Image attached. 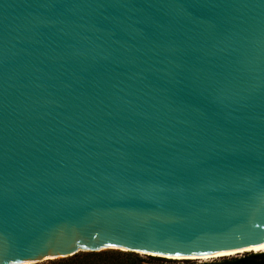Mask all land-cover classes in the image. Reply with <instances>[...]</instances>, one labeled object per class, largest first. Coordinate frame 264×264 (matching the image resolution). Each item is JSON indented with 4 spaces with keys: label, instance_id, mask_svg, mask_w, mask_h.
Segmentation results:
<instances>
[{
    "label": "water",
    "instance_id": "water-1",
    "mask_svg": "<svg viewBox=\"0 0 264 264\" xmlns=\"http://www.w3.org/2000/svg\"><path fill=\"white\" fill-rule=\"evenodd\" d=\"M263 243L264 0H0V264Z\"/></svg>",
    "mask_w": 264,
    "mask_h": 264
},
{
    "label": "trees",
    "instance_id": "trees-1",
    "mask_svg": "<svg viewBox=\"0 0 264 264\" xmlns=\"http://www.w3.org/2000/svg\"><path fill=\"white\" fill-rule=\"evenodd\" d=\"M157 259L164 257H155ZM167 260H177L170 259ZM184 260L182 264H264V252L246 253L239 257L224 258L217 261H200L188 263L193 259ZM145 259L138 253L120 249H103L99 251H80L70 256L47 260L33 264H143ZM167 264V263H158Z\"/></svg>",
    "mask_w": 264,
    "mask_h": 264
},
{
    "label": "bare ground",
    "instance_id": "bare-ground-1",
    "mask_svg": "<svg viewBox=\"0 0 264 264\" xmlns=\"http://www.w3.org/2000/svg\"><path fill=\"white\" fill-rule=\"evenodd\" d=\"M250 253V252H264V243L263 244H256V245H249L243 248L238 249H230V250H220V251H208L202 253H194V254H187V255H171V254H158V253H150V254H158L169 258L175 259H182L188 258L193 260H201V261H208L219 257L225 256H232L238 255L243 253ZM12 264V263H10Z\"/></svg>",
    "mask_w": 264,
    "mask_h": 264
},
{
    "label": "rangeland",
    "instance_id": "rangeland-1",
    "mask_svg": "<svg viewBox=\"0 0 264 264\" xmlns=\"http://www.w3.org/2000/svg\"><path fill=\"white\" fill-rule=\"evenodd\" d=\"M108 249H114V248H108ZM136 253H138V255L140 257H142L143 259H145V261L143 262V264H158V263L182 264L183 261H184V260H181V259H177V260H167L169 257H167V258L164 257V258L157 259V258H155L157 256L148 255V254L143 253V252H136ZM250 253H254V252H250ZM245 254L246 253L238 254V255H232V256L219 257V258H215V259L208 260V261H217V260H222L224 258L239 257V256H242V255H245ZM58 258H61V257H58ZM54 259H56V258H54ZM48 260H51V259H48ZM45 261H47V260L39 261V262H36V263H42V262H45ZM189 261H191V262H188V263H192V262L197 263V262H200L201 260H189Z\"/></svg>",
    "mask_w": 264,
    "mask_h": 264
}]
</instances>
